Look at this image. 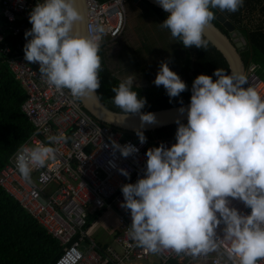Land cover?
Segmentation results:
<instances>
[{"label":"clouds","instance_id":"9594fccd","mask_svg":"<svg viewBox=\"0 0 264 264\" xmlns=\"http://www.w3.org/2000/svg\"><path fill=\"white\" fill-rule=\"evenodd\" d=\"M167 13L159 24L167 28L185 48H206L203 29L213 18V9L235 12L243 0H156ZM83 17L74 0H37L24 32V59L38 63L42 79L73 97L96 94L100 87L98 55L104 28L83 35L74 24ZM246 67V66H245ZM215 77V79H213ZM137 77L128 73L112 88V102L124 113L138 114L141 127L154 123L155 115L141 112L146 98L134 90ZM242 74L214 69L198 74L191 84L187 123L177 119L175 143L146 150L143 176L121 185L120 206L129 210L131 240L156 252L161 247L193 253L215 248L214 235L223 224L236 264H258L264 259V97L246 84ZM153 83L163 86L171 99L186 89V83L171 70L168 61L159 63ZM143 144V131L135 133ZM58 142L62 136L47 137ZM112 149L128 157L139 149L111 141ZM52 143L21 144L15 166L25 181L34 168L55 159ZM118 171L125 177L127 170ZM238 199L250 209L247 214L231 206Z\"/></svg>","mask_w":264,"mask_h":264},{"label":"built area","instance_id":"2783aa9c","mask_svg":"<svg viewBox=\"0 0 264 264\" xmlns=\"http://www.w3.org/2000/svg\"><path fill=\"white\" fill-rule=\"evenodd\" d=\"M126 1L86 0L88 35L97 25L104 28L100 47L108 46L123 33ZM36 2L0 0V15L10 23L0 30V56L25 90L21 110L35 129L22 144L52 143L56 154L45 166L34 168L30 181H25L15 166L16 150L0 168V187L59 242L61 252L55 264H236V258L230 255V243L223 236V224L216 229L215 248L201 253L163 247L153 252L130 239L131 217L129 210L120 206L121 185L143 176L148 148L161 143L171 146L173 142L146 139L141 144L139 139L127 138L123 131L90 116L79 98L67 89L57 90L41 78L38 63L26 61L22 50L24 32L31 28L28 15ZM8 37L14 38L13 45ZM244 77V87L252 85L264 97L259 65L250 62ZM52 135L63 139L50 142L47 137ZM112 140L120 145L131 143L139 151L123 157L118 150L113 151ZM121 168L128 171V177L118 171ZM231 206L244 214L250 212L238 199H231ZM109 213L115 216L116 230L107 241H97L88 233L90 225ZM258 264H264V259Z\"/></svg>","mask_w":264,"mask_h":264},{"label":"trees","instance_id":"16d2710c","mask_svg":"<svg viewBox=\"0 0 264 264\" xmlns=\"http://www.w3.org/2000/svg\"><path fill=\"white\" fill-rule=\"evenodd\" d=\"M97 1L105 2L108 0ZM139 2L160 23L166 18L167 13L162 9L145 0H139ZM251 8H257L259 13L264 16V0H243V5L235 12L217 9L245 37L246 47L240 52L244 65L247 66L250 62L258 64L260 76L264 79V28L255 30L245 25L239 16L242 9L250 12ZM210 21L222 29L214 18ZM9 25L10 23L0 15V30L7 29ZM165 30L171 36L169 30L167 28ZM9 38L7 41H10V45H13L14 38ZM172 39L183 51V58L180 59L176 73L186 83L187 87L179 96L171 99L162 85L148 84L147 86L134 88L138 95L145 97L147 101L141 112L190 102L191 84L198 74L212 75L216 68H222L228 73V65L225 59L204 37L206 48H196L194 46L185 48L179 38L172 37ZM98 55L100 56V87L96 89L97 93L106 106L123 112L112 102V97L114 96L112 88L117 86L122 78L115 73V70L110 68L109 54L106 47H99ZM4 59V57L0 56V168L35 130L32 123L21 110V105L26 98L25 90L15 79ZM139 66L140 63L136 62L134 52L125 44L120 51V69L129 71ZM141 70L145 69L141 67ZM182 123H187V121ZM176 128L177 124L154 132L143 133L146 139H171L175 143ZM124 134L127 138L138 139L135 133L124 132ZM60 252L61 246L59 242L51 237L17 201L0 187V264H55Z\"/></svg>","mask_w":264,"mask_h":264},{"label":"rangeland","instance_id":"374dc122","mask_svg":"<svg viewBox=\"0 0 264 264\" xmlns=\"http://www.w3.org/2000/svg\"><path fill=\"white\" fill-rule=\"evenodd\" d=\"M125 14L123 33L117 40L106 46L110 68L115 70V73L122 79L127 75V72L134 73L137 77L134 85L138 86L154 84L153 80L161 61L167 60L169 68L176 72L180 59L183 58V51L165 28L159 26L158 19L136 0L126 1ZM239 16L243 23L251 28H255L256 22L262 18V14L260 16L258 11L252 13L243 10ZM261 23L264 26V22L261 21ZM125 44L131 48L136 62L140 63V66L145 70L142 71L140 66L129 71L120 69V51ZM116 227L115 216L111 213L104 214L92 221L88 233L95 240L103 242L112 236Z\"/></svg>","mask_w":264,"mask_h":264},{"label":"water","instance_id":"95a60500","mask_svg":"<svg viewBox=\"0 0 264 264\" xmlns=\"http://www.w3.org/2000/svg\"><path fill=\"white\" fill-rule=\"evenodd\" d=\"M145 1L162 9L156 0ZM74 6L83 17L82 20L74 24V30L80 34L88 35L87 23L89 10L86 0H74ZM213 18L221 25L222 29L210 21L203 29V37L223 56L228 65V73L242 74L244 76L246 67L240 56V52L246 47L245 37L217 8L213 9ZM244 86H246V84ZM95 92L96 94L93 95L78 97L81 106L95 120L113 129L128 133H136L137 129L143 132H154L165 127L176 125L177 119H179L180 122L187 121V112L185 111V113L181 114L178 111L181 107L180 104L168 108L147 111L155 115V122L151 124L144 123L143 127H141L138 114L129 115L124 121L125 113L106 106L100 99L97 90H95ZM188 104L189 102L182 105L187 109Z\"/></svg>","mask_w":264,"mask_h":264},{"label":"crops","instance_id":"0c3cea01","mask_svg":"<svg viewBox=\"0 0 264 264\" xmlns=\"http://www.w3.org/2000/svg\"><path fill=\"white\" fill-rule=\"evenodd\" d=\"M244 9H242V11H243ZM255 11H258V9L256 8H254V9H252L251 8V11L250 12H252V13H254ZM259 12V11H258ZM260 14V16H261V13H259ZM262 18H261V20L259 21V22H256V27L254 28L255 30L256 29H259V28H264V26H263V24L261 23V21H263L264 22V16H261ZM252 20V19H251ZM257 21V20H256ZM253 27V26H252Z\"/></svg>","mask_w":264,"mask_h":264}]
</instances>
